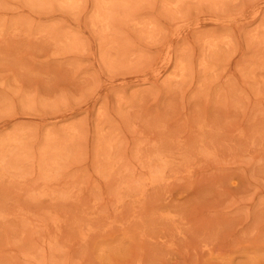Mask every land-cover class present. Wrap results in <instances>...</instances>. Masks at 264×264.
Listing matches in <instances>:
<instances>
[{"label":"rangeland","instance_id":"obj_1","mask_svg":"<svg viewBox=\"0 0 264 264\" xmlns=\"http://www.w3.org/2000/svg\"><path fill=\"white\" fill-rule=\"evenodd\" d=\"M0 264H264V0H0Z\"/></svg>","mask_w":264,"mask_h":264}]
</instances>
